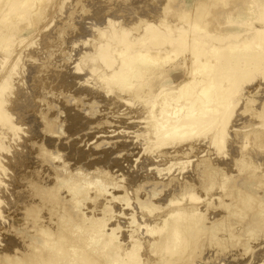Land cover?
<instances>
[{
    "label": "rangeland",
    "instance_id": "374dc122",
    "mask_svg": "<svg viewBox=\"0 0 264 264\" xmlns=\"http://www.w3.org/2000/svg\"><path fill=\"white\" fill-rule=\"evenodd\" d=\"M211 1L209 11L217 12L213 19L220 26L247 7L244 0H227L225 8L231 11L222 12L215 0H31L23 16L8 14L12 22L2 30L11 34V50L0 48V99L9 117L0 120V264H14L41 247L39 228L51 240L65 231L78 237L83 228L88 248L85 231L90 236L95 224L116 228L121 242L128 230L135 231V252L140 264H147L145 241L164 226L157 217L167 213L168 219L192 206L198 207L204 230L187 264H240L257 258L264 264V115L256 114L264 112L262 76L243 83L241 92L251 93L234 106L224 146L214 155L196 154L208 137L204 134L161 146L151 138L154 122L146 113L155 80L158 86L168 78L175 84L178 68L159 67L129 88H118L109 77L118 65L121 31L136 44L145 22H173L168 25L174 30L179 16H190ZM229 4L242 5L239 11ZM104 43L111 66L101 58ZM175 150L186 152L184 158L159 160ZM206 161L219 170L197 183V169ZM153 166L162 170L147 169ZM172 178L195 180L193 192L200 202L188 204L187 194L175 186L180 184H166Z\"/></svg>",
    "mask_w": 264,
    "mask_h": 264
},
{
    "label": "bare ground",
    "instance_id": "6f19581e",
    "mask_svg": "<svg viewBox=\"0 0 264 264\" xmlns=\"http://www.w3.org/2000/svg\"><path fill=\"white\" fill-rule=\"evenodd\" d=\"M30 1L23 0L22 5L18 0H3L0 3V5L3 3L1 8L5 7V12L3 14L0 12V48L6 52L11 50L8 46L10 45L8 38L11 34L5 33L2 26L12 22L10 21L12 18H8L11 11L13 14L17 12L19 17L23 16L26 12L25 7L31 4ZM231 1L234 3V0ZM244 1L247 6L244 9L239 8L242 4L236 5V3L234 6L231 5L232 2L229 4L230 7H238L241 12L237 18L227 19L226 25L224 23L220 26V23L216 21L218 19H213L217 12L214 13L213 8L211 12L209 11L208 6L212 4L211 1L206 2L207 6L200 4L201 7L196 9L197 11L195 10L196 12L194 11L191 17L187 16L190 19H187L185 14L179 16V21L174 22V30L168 25L173 22L168 21L164 25L161 22L157 25L145 22L142 28L144 32L141 36L138 35L139 39L136 44L128 38L126 31L118 33L117 43H121L122 47L115 50L118 65L113 67L109 75L111 82L118 88L119 86L129 88L140 84L139 82L147 79L148 75L159 67H163V71L164 67L179 70L175 74L179 78L175 84V79L171 82L168 78L166 84L158 86L159 80L157 81L158 78L156 79L155 74L153 75L156 79V87H158L153 89L154 92L150 94V97L148 95L151 99L147 101V104L151 102V106L146 105V107L151 108L147 107L149 113L146 115L148 114L150 122L151 120L154 122L151 138L160 140L157 145H165L168 141L182 143L204 134L208 137H204L203 145L195 149L196 154L208 151V155H214L213 152L223 148L226 127L234 106L237 105L239 99H243L246 93L248 95L251 93L250 90L241 92L243 83H250L257 74H260L264 80V0ZM215 2L219 4L216 6L220 11L226 9L230 3L227 0H215ZM212 19L219 25L214 27ZM108 48V44H102L101 58L108 66H111L114 61L109 55ZM184 51L187 56L179 59L175 57ZM109 85H107L108 88ZM149 89L151 91V88ZM139 93L136 94L139 95ZM156 96H158L157 100L153 98ZM142 98L145 99L143 96ZM260 113L264 115L262 109L256 114L260 115ZM142 115L144 116V113ZM2 119L8 121L9 117L3 110L0 99V120ZM173 153L172 155L167 154L168 156L159 155V160L176 161L184 158L186 152L175 150ZM206 154L203 153L200 156L205 157ZM207 156L206 158L210 159ZM147 169H154L155 172L162 170L157 166ZM218 170L219 167L212 162L201 163L197 169V175L194 174L198 179L197 183H199V178L204 181L208 179L210 173ZM196 177H194L195 180ZM195 180L184 179L183 182L178 183L172 178L166 184H180L175 186L182 191L184 196L187 194V203L197 204L201 198L193 192ZM191 208L186 213L176 211L173 215L170 214L168 219L165 218L167 213L157 217L164 226L157 231V237L145 241L150 255V259H146L147 264H187L189 262L194 249L192 246H195V242L201 235L200 232L204 230L202 225L200 226L201 217L197 215L199 214L198 207L192 206ZM67 213V217L72 220L71 214ZM131 220L134 221L133 217ZM115 229L113 227L105 229L104 225H93L89 229L90 236L85 231L89 241L87 244L89 247L85 248L83 228H80L82 233L79 232L78 237L65 231V234L53 240L50 239L51 235L47 230L43 231L39 228V232L44 235V240L40 242L42 246L35 247L28 257L18 259L14 264H140L135 252L138 245L135 231L128 230L124 242H121L116 239ZM146 231L154 232L147 226ZM81 238H83L82 242H80ZM152 254L153 258H151ZM258 260V258L249 259L240 264H258ZM262 261L264 262V259ZM4 264H9V262Z\"/></svg>",
    "mask_w": 264,
    "mask_h": 264
}]
</instances>
